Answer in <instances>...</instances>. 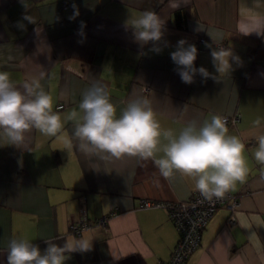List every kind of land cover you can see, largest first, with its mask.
<instances>
[{
  "label": "crops",
  "instance_id": "crops-1",
  "mask_svg": "<svg viewBox=\"0 0 264 264\" xmlns=\"http://www.w3.org/2000/svg\"><path fill=\"white\" fill-rule=\"evenodd\" d=\"M66 2V9L62 7ZM0 0V71L18 87L41 77L64 119L93 81L102 82L119 110L137 96L148 98L163 128L179 130L190 120L216 114L237 117L229 134L245 144L250 172L229 191L239 207L235 221L220 207L202 230L196 250L184 264H264V167L257 164L253 121L264 128V0ZM155 12L163 37L146 45L126 26L129 17ZM179 14V19L176 18ZM29 16L32 22L25 19ZM83 22V25L81 24ZM23 24V27L20 25ZM200 27L204 30H200ZM218 31L222 38L208 35ZM198 50L192 84L181 80L171 59L178 41ZM186 44V46H187ZM211 45V47H208ZM159 47V53L153 47ZM231 49L232 71L219 77L211 51ZM215 76L217 79H213ZM61 106V108H59ZM74 122L56 137L32 130L16 147L0 139V264L7 246L24 236L43 251L45 240H92L87 252H73L65 264H157L167 260L178 236L162 209H142V200L176 202L198 192L179 174L163 178L151 160H103L84 155L72 139ZM109 216L80 235L71 226ZM119 257V258H116Z\"/></svg>",
  "mask_w": 264,
  "mask_h": 264
},
{
  "label": "clouds",
  "instance_id": "clouds-1",
  "mask_svg": "<svg viewBox=\"0 0 264 264\" xmlns=\"http://www.w3.org/2000/svg\"><path fill=\"white\" fill-rule=\"evenodd\" d=\"M21 3L27 9L25 0ZM25 19L33 23L29 16ZM125 24L132 28L135 40L142 45L155 44L163 37L164 21L153 11L129 17ZM200 30L204 29L200 27ZM207 33L213 42L222 38L218 31L215 35L212 31ZM186 44L183 39L178 41L176 50L170 54L181 80L192 84L197 73L207 79L211 75L208 70L195 67L196 46ZM152 50L161 51L155 46ZM211 57L219 77L231 73L230 60H239L231 49L221 47L213 48ZM41 79L42 74L32 77L21 88L11 81L8 72L0 71V139L7 145L19 147L32 130L45 137H56L65 121H72V139L65 141L69 148L75 140L79 150L89 157L151 160L166 180L171 181L177 174L193 180L195 190L209 202L224 198L249 175L245 144L239 136L229 134L226 119L220 115L213 114L202 121L190 120L178 131L163 128L148 98L130 99L118 114L106 86L97 80L82 92L79 110L62 119L59 111L53 110V98L45 91ZM261 123L260 117L253 121L251 136L257 142L254 159L264 167ZM91 242L84 236L66 238L63 245L45 240L47 247L41 251L24 236L12 238L7 246V264H65L71 253L90 251Z\"/></svg>",
  "mask_w": 264,
  "mask_h": 264
},
{
  "label": "built area",
  "instance_id": "built-area-1",
  "mask_svg": "<svg viewBox=\"0 0 264 264\" xmlns=\"http://www.w3.org/2000/svg\"><path fill=\"white\" fill-rule=\"evenodd\" d=\"M62 7L66 9V2L63 1ZM61 108V106H59ZM227 127L233 126L238 121L237 117H225ZM142 209H162L167 212L168 219L174 227L178 239L172 250L171 256L167 260H159L157 264H184L187 258L196 250L200 242L202 230L207 226L216 210L220 207L226 208L230 214L228 224L232 225L235 221V210L239 207L238 198L228 192L222 199H214L209 202L205 200L199 192H195L185 201L176 202H157L152 200H142L139 205ZM81 221L71 226L74 234L80 235L83 230L92 225L105 227L110 216L101 217L93 222L85 219V210L80 209Z\"/></svg>",
  "mask_w": 264,
  "mask_h": 264
},
{
  "label": "trees",
  "instance_id": "trees-1",
  "mask_svg": "<svg viewBox=\"0 0 264 264\" xmlns=\"http://www.w3.org/2000/svg\"><path fill=\"white\" fill-rule=\"evenodd\" d=\"M180 15L176 14V18L179 19ZM261 57H264V55H262Z\"/></svg>",
  "mask_w": 264,
  "mask_h": 264
}]
</instances>
